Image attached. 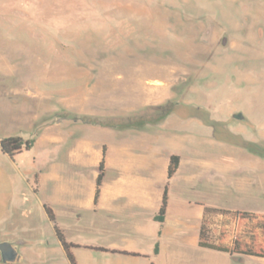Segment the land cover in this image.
<instances>
[{
  "label": "rangeland",
  "instance_id": "obj_1",
  "mask_svg": "<svg viewBox=\"0 0 264 264\" xmlns=\"http://www.w3.org/2000/svg\"><path fill=\"white\" fill-rule=\"evenodd\" d=\"M4 134L34 141L13 160L0 147V163L18 170L1 227L27 247L26 264H48L50 255L60 262L42 203L60 201L61 182L95 189L103 148L107 180L122 163L135 170L149 160L164 171L171 156L184 160L170 193L190 184L191 205L180 209L187 244L174 255L165 248L157 264H264L200 250L196 205L264 215V0H0ZM62 139L87 147L83 171L67 163ZM257 227L211 219L214 240L225 245L238 235L264 245Z\"/></svg>",
  "mask_w": 264,
  "mask_h": 264
},
{
  "label": "crops",
  "instance_id": "obj_2",
  "mask_svg": "<svg viewBox=\"0 0 264 264\" xmlns=\"http://www.w3.org/2000/svg\"><path fill=\"white\" fill-rule=\"evenodd\" d=\"M12 137L21 138L16 135L4 134L0 141ZM22 140L31 142L28 151L33 149L34 141ZM65 141L66 150L63 148ZM59 144H62V153L65 154L66 161L69 162L71 169L76 168L79 170L80 168L83 171L87 166V147L73 145L70 149L69 139H62ZM105 151V156L102 157L104 160V174L97 199L96 184L95 189L90 187L89 192L85 193L84 182H61L57 185L60 201L56 205L50 203L51 201L42 203L43 208L46 206L51 209L55 218V226L60 231L64 241L72 246L70 253L75 263L157 264L162 253H166L164 249L167 247L174 250L169 251L167 254H178L179 249L187 244L188 231L190 230V226L186 224V217L180 213V209H185L191 205L187 197L190 184L186 182L184 185H175L177 188H174V190L180 193L171 194L170 183L185 166L184 160L179 157L178 170L171 179L167 177L169 159V162L165 164L164 171L159 170L158 163L151 165L149 160L141 162L140 167H135V170L132 168L134 166L122 163L112 168L114 175L107 180L108 171L111 169L107 166L108 148ZM3 157L13 160V157L4 154ZM101 161L98 158L99 164ZM6 164L4 160L0 163V243L14 244L12 243L14 241L8 239L7 231L9 229H6L5 226L2 228L1 223L13 209L15 201L14 176L18 175V170L14 168L12 172V169ZM150 170L152 181L149 180ZM165 171L166 173H164ZM26 174H30V172L27 171ZM191 175L195 178L194 174ZM44 176L41 173L36 174L35 180L39 188ZM250 185V180L243 183L244 188ZM165 195L167 199L165 213L160 216V209ZM176 203L177 206H175ZM196 205L201 208L202 212L197 236V247L200 250L225 255L235 263H243L245 258H254L218 253L200 248L198 245L199 233L206 208L231 213L239 211L214 208L200 203ZM57 207L61 209L60 227L57 225L59 221ZM89 214L90 216H88ZM13 220L10 221L13 222ZM50 224L54 229V225ZM169 226L172 229H169ZM170 236L171 239H168ZM19 238L25 239L26 237L20 235ZM58 244L59 253L57 255L60 257V262L54 261L50 255L49 260H47L48 264H71L61 243ZM14 247L20 255L19 262L3 263L0 258V264H26L24 251L27 247L18 248L16 245ZM63 257L66 261L63 260Z\"/></svg>",
  "mask_w": 264,
  "mask_h": 264
},
{
  "label": "trees",
  "instance_id": "obj_3",
  "mask_svg": "<svg viewBox=\"0 0 264 264\" xmlns=\"http://www.w3.org/2000/svg\"><path fill=\"white\" fill-rule=\"evenodd\" d=\"M30 146H31L30 141L24 142L21 138L18 137L6 138L0 141L1 152L9 157H14L16 154L20 153L23 149L28 150ZM105 152H106L105 148H103L102 149L103 158L105 156ZM178 167H179V157L172 156L170 158V163L167 171L168 179H171L174 176V174L178 170ZM98 169H99V174L96 179V199L98 197L99 188L103 180V174H104L103 159L100 162ZM166 200L167 199L165 195L163 198L162 207L160 209V216H163L165 213ZM44 209L48 217V220L50 221V223L54 225V230L57 239L61 243L64 251L66 252L68 260L70 261L71 264H76L73 256L70 253V249L72 246L64 241L60 231L55 226V218L51 209L46 206H44ZM215 216H222V217L234 216L242 224V226L249 225L252 221H257L259 225V227L257 228L259 230L260 227L262 228V230L264 229V215H257L247 212L231 213L227 211L206 208L204 210V219L202 221L200 227V233H199L198 245L200 248L208 249L218 253L264 259V245H261L260 243L257 244L254 241L244 242V239L247 238L245 237V235L243 237H241L240 235L236 236L234 241L230 245H225L219 241H215L211 232V219ZM247 235H249V233H247L246 236Z\"/></svg>",
  "mask_w": 264,
  "mask_h": 264
},
{
  "label": "water",
  "instance_id": "obj_4",
  "mask_svg": "<svg viewBox=\"0 0 264 264\" xmlns=\"http://www.w3.org/2000/svg\"><path fill=\"white\" fill-rule=\"evenodd\" d=\"M234 119L246 122V119L242 114H236ZM15 244L11 243H0V258L3 263H15L19 262L20 255L17 249L14 247ZM17 246V245H16Z\"/></svg>",
  "mask_w": 264,
  "mask_h": 264
}]
</instances>
